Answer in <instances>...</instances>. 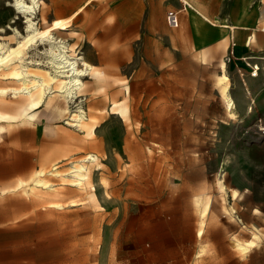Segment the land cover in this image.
I'll use <instances>...</instances> for the list:
<instances>
[{
	"label": "rangeland",
	"instance_id": "rangeland-1",
	"mask_svg": "<svg viewBox=\"0 0 264 264\" xmlns=\"http://www.w3.org/2000/svg\"><path fill=\"white\" fill-rule=\"evenodd\" d=\"M40 1L50 22L87 0ZM186 1L210 20L241 24L235 30L250 31L244 40H251L260 0ZM9 3L0 0V42L15 46L25 19ZM180 7L179 0H92L61 31L57 39L102 75L99 88L83 78L96 89L87 102L97 145L41 108L38 121L0 127V264H264V90L249 86L246 99L233 67H225L236 105V117L228 116L217 81L227 40H215L207 60L191 30L219 28L191 9L168 28L166 10ZM35 21L41 24L39 14ZM80 102L86 108L79 97L71 110ZM112 102L126 104L128 120L110 111ZM89 152L99 159L84 163V189L47 173L40 177L54 196L30 188L35 171L53 163L65 171ZM234 240L253 241L245 257Z\"/></svg>",
	"mask_w": 264,
	"mask_h": 264
},
{
	"label": "bare ground",
	"instance_id": "bare-ground-1",
	"mask_svg": "<svg viewBox=\"0 0 264 264\" xmlns=\"http://www.w3.org/2000/svg\"><path fill=\"white\" fill-rule=\"evenodd\" d=\"M90 1L92 0H87L66 18L47 22L42 16L44 5L40 0H10L9 6L17 14H21L25 19V25L24 34L20 36V40L16 42L15 46L0 42V80L8 81L11 84L10 86H0V127L3 124L9 127L24 122L38 121L40 116L38 109L41 108L50 120H62L68 127H74L78 130L84 129L91 138L89 143L94 146L97 145L93 137L98 121L88 111L90 105L87 102L94 95L93 92L95 93L94 90L96 89L90 91L83 78L91 76L99 88L101 83L99 85L98 82L103 81L101 80V72L96 71L83 57L74 56L73 49L61 38L57 39L61 36V31L72 25L75 15ZM179 2L188 3L186 0H179ZM260 3L259 19L262 30H264V8H262L264 0H260ZM188 4L199 16L205 17L197 7ZM38 14L41 21L39 26L35 21ZM215 20L221 22L220 26L228 31L234 29V26L228 22L220 21L217 18ZM39 47L43 48L42 52H39ZM29 49L33 51L31 55ZM33 56L45 58V65L40 64L42 61L35 60ZM225 67L226 64L221 60L219 69L222 73L218 75L217 81L221 87V99L227 115L236 117V105L229 93V81L224 73ZM125 89L127 90L126 86ZM79 97H84L86 108H83L80 102L72 111L71 104L75 103ZM110 105L111 112L119 114L124 120L129 119V111L124 102H112ZM245 112L248 115L253 112L250 100L246 104ZM262 129V125H260L259 130ZM98 159V155L89 152L79 161L70 162L65 171H60L56 163H53L48 170L40 168L35 171L30 188L40 186L43 189H48L49 195L54 196L55 188L40 177L47 173L58 177L62 185L84 189L87 184V167L84 163L97 162ZM90 197L94 198V193ZM48 203L54 208L64 206L59 201H49ZM207 208L208 200L203 205L202 215H205ZM223 210L226 214L228 213L226 209ZM202 232V227H200L196 235L200 237ZM252 243L251 240L243 243L234 240L233 247L243 258L248 254Z\"/></svg>",
	"mask_w": 264,
	"mask_h": 264
},
{
	"label": "crops",
	"instance_id": "crops-1",
	"mask_svg": "<svg viewBox=\"0 0 264 264\" xmlns=\"http://www.w3.org/2000/svg\"><path fill=\"white\" fill-rule=\"evenodd\" d=\"M180 3H181V7L179 9H168V10H174V11L179 12L178 14L179 25L181 23V14L186 13L188 9L189 10L191 9L188 3H183V2H180ZM262 8H264V6ZM168 10H166V12ZM259 12H261L259 11V9H258V12H255V15H256L255 25L250 26V27L255 28V30L252 31L251 34L249 35L251 40L248 42H247V39L246 40L244 39L246 37V34H248L250 31L235 30V29L240 28L241 24L230 23L226 21V19L217 18V17H214V21H213V20H210L203 12L202 13L209 19V21L203 20L201 16H199L196 12L195 13L197 14V16H195L194 18H197V19L199 18L200 21L199 20L198 21L200 23H201V20L205 22H209L212 25V27H218L219 30L217 29L206 30L204 28L201 30L200 34L196 33L193 30H191V34H190L191 42L195 44L197 51L199 50V52H203V53L205 52L207 54V60L211 59L208 57L209 46H211L214 42H216L215 40L220 41V43H223L224 41L227 40V45L222 50V52L224 53L221 57V60H223L224 63L226 64V69L229 66L233 67L234 72L238 75V77L241 80V84L243 86L244 95H245L244 97L246 99L251 95V92H252L249 86H251V89L254 91L257 89L264 90V35L260 38L258 37V34H257L258 31H263L257 28L258 26L257 23H260L259 14H258ZM216 18L219 19L220 21H225V22L232 24L234 26V29H233L234 31L233 30L228 31L222 28L220 26L221 22L216 21L215 20ZM216 22L219 24H217ZM246 26H249V25H246ZM170 29H176V28H170ZM235 32L244 33L245 36L243 37V39L241 38L240 40H237L233 36ZM229 50H232L233 54L231 56L230 61L227 62L225 60V57L227 56ZM201 64L203 65V63ZM253 66H256L258 68L257 75L255 76L250 75V73L252 72ZM245 78L248 79V84L245 81Z\"/></svg>",
	"mask_w": 264,
	"mask_h": 264
},
{
	"label": "built area",
	"instance_id": "built-area-1",
	"mask_svg": "<svg viewBox=\"0 0 264 264\" xmlns=\"http://www.w3.org/2000/svg\"><path fill=\"white\" fill-rule=\"evenodd\" d=\"M183 8H184V6H183ZM178 14H179V12L174 11V10H168L166 12L165 22H166L168 27H170V28H177L178 27V25H179ZM232 54H233L232 50H229L227 56L225 57V60L227 62L230 61ZM257 70H258V68L256 66H253V69H252V72L250 73V75H253V76L257 75ZM261 131H262V133H264V129H262Z\"/></svg>",
	"mask_w": 264,
	"mask_h": 264
}]
</instances>
